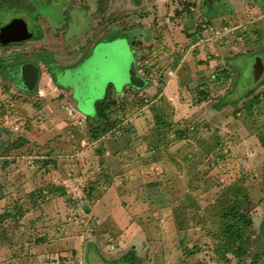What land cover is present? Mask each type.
<instances>
[{
	"label": "rangeland",
	"instance_id": "1",
	"mask_svg": "<svg viewBox=\"0 0 264 264\" xmlns=\"http://www.w3.org/2000/svg\"><path fill=\"white\" fill-rule=\"evenodd\" d=\"M210 1L0 0V24L38 38L0 49V264H264V29L261 41L251 27L199 31L210 6L246 26L227 13L236 0ZM137 26L161 38L137 47L139 61ZM235 32L244 39L216 41ZM26 62L37 67L4 76ZM109 90L122 124L91 143L87 117ZM235 199L253 220L240 262L216 252L218 213Z\"/></svg>",
	"mask_w": 264,
	"mask_h": 264
},
{
	"label": "trees",
	"instance_id": "2",
	"mask_svg": "<svg viewBox=\"0 0 264 264\" xmlns=\"http://www.w3.org/2000/svg\"><path fill=\"white\" fill-rule=\"evenodd\" d=\"M7 1H15L19 2V0H7ZM105 1V0H104ZM190 4L194 5V2H190ZM189 6V5H187ZM104 11V7L102 8ZM196 35V34H195ZM260 37L256 38V41L259 40ZM224 41H230V38H226ZM225 43H222L224 45ZM133 46H136V48L139 46L141 47L140 41L133 40L132 42ZM138 49V48H137ZM141 65H138L139 70L141 71ZM223 74H226V70H222ZM147 81V80H146ZM199 95H204V98L209 95V87L207 86L205 89H200ZM115 92L113 91H107L105 97L98 100L96 102V113L93 116L87 117V123L89 125V140L91 143L99 142L101 139H103L106 135L112 136L116 135V133L119 131V127L122 124V121H120L118 118H114L113 115L115 114V111L112 110V107L117 105V101L114 98ZM260 97L257 96L255 100H259ZM203 100V99H200ZM248 110H251V105L247 107ZM252 111H250L251 113ZM89 118V119H88ZM91 118H94L95 122H101L104 121V123H97V125L92 124ZM86 122V121H85ZM96 126V127H95ZM97 126H102L97 127ZM98 129H100L98 131ZM183 133V132H182ZM181 133V134H182ZM20 145L17 143L14 144L13 149L19 148ZM51 162L50 160L47 162V164ZM47 188L49 190V193L53 194V192L59 193L61 196L67 195L65 187H55L52 183H49L47 185ZM184 197L181 198L180 202L183 200ZM16 208H14L13 214H7L8 217L14 220H19L22 216H24V213L22 211L15 212ZM11 213V211H8ZM218 216L221 221V235H220V242L217 245L216 252L217 254L225 260H228V255H232L236 259L243 260L244 256L247 255L249 246L251 244V237L248 234V231L253 226V220L250 219L248 216L247 211L243 208L242 202L238 201V199H235L232 205L226 206L220 213H218ZM43 240V239H42ZM125 261H130L131 258L128 256ZM256 262V261H255ZM255 264V263H253Z\"/></svg>",
	"mask_w": 264,
	"mask_h": 264
},
{
	"label": "crops",
	"instance_id": "3",
	"mask_svg": "<svg viewBox=\"0 0 264 264\" xmlns=\"http://www.w3.org/2000/svg\"><path fill=\"white\" fill-rule=\"evenodd\" d=\"M112 1V0H111ZM237 1V0H236ZM234 1L235 2V5H234V7H232V6H229V7H231L232 9H228L227 10V13H231V12H235V11H238V14H239V11H240V14H243V16H244V14L246 15L244 18L245 19H247L246 21H247V23H246V26L244 27V26H238L237 24L236 25H230V24H228V23H223L224 22V20H223V15L222 16H220L221 15V13L220 12H218L217 11V9L218 8H215V7H212V6H210V10H209V12H208V14L211 16V19L213 20V23L212 22H210V21H208L207 19H206V21H203L202 22V24H201V27L198 29L199 31H203V32H214V31H223V30H235V31H246V30H248V29H250V27H251V41H256V37L258 38V37H260L259 38V40L258 41H261V37H262V34L260 33V31H258L256 28H258V27H262L263 29H264V0H251V5H249V12H248V9H246L245 7V9L247 10V12L245 11V9L244 8H242V9H239L238 10V3L240 2V1ZM209 3L212 5V1H210L209 0ZM215 6L217 5V0H214V3H213ZM248 6V5H247ZM112 8L110 7V8H108V9H105V13H106V15H108V16H110L111 14H112V10H111ZM237 9V10H236ZM215 10V11H214ZM234 10V11H233ZM251 12V18H249V17H247L248 15H247V13H250ZM262 18V19H261ZM223 20V21H222ZM263 21V23H259V21ZM110 24H111V21H110ZM251 24V25H250ZM261 24H263L262 26H261ZM95 23H94V27H95ZM142 26V25H141ZM204 26V27H203ZM93 27V28H94ZM138 28V29H137ZM141 27H139V26H137V27H134L132 30H134V31H137V36H134L133 37V40H135V41H140L141 43L142 42H144V44L145 45H147V44H149L148 43V41H160L161 40V38H159V36H157L156 37V34H155V36H153V35H151V34H145V32H143V31H139V30H141L140 29ZM114 32H115V34H114ZM125 31H113V29H110L109 31H107L106 33H110L106 38H115V37H119V36H121V35H124L125 33H124ZM30 33V32H29ZM64 33H65V35H66V30H64ZM263 36H264V33H263ZM86 38L88 39L89 38V34H86ZM158 38V39H157ZM227 37H222V39L221 38H217L216 39V41H219L220 39H221V41H224L225 39H226ZM228 38H230V41H241V40H243L244 38L240 35V34H237L236 32H235V34H234V36L233 35H229V37ZM243 38V39H242ZM32 39H38L36 36H31L30 37V40L29 41H31ZM93 39H94V41H100V40H102V39H104V38H101V39H98V37H97V32L95 31V29H94V31L92 32V41H93ZM241 39V40H240ZM167 41H169L170 39H166ZM263 40H264V37H263ZM39 41H49V39L47 38V36H45V37H41V38H39ZM175 41H189V38H187L186 36H184V38H181V40H175ZM138 50V61H139V57H140V52L141 51H139V49H137ZM179 57H181V56H179ZM178 57V58H179ZM187 57H186V53H183V57H182V59L181 60H179L180 61V63H178V65L177 66H179L183 61H184V59H186ZM176 60H178V59H176ZM138 65H139V63H138ZM177 66H176V68H177ZM140 71V70H139ZM141 72V71H140ZM174 75V74H173ZM172 75V76H173ZM52 80H55L54 78H51V81ZM55 84V83H54ZM180 88V87H179ZM178 88V89H179ZM169 89V88H168ZM167 89V90H168ZM61 92V91H60ZM67 93H66V95H67V97L69 98V96H70V94H72L73 95V92L71 91V93L69 92V91H66ZM179 92V91H178ZM60 94V93H59ZM115 95H116V93H115ZM175 95V93L173 94V97H175L174 96ZM61 98H62V102L63 101H69V103L72 105V107L74 106V109L75 110H77V113L79 112V110H78V103H77V101H75L73 98L72 99H68L67 100V98H63V93H61V95H59ZM66 99V100H65ZM79 102V101H78ZM176 110H178V109H176ZM176 114H177V112H176ZM86 120V119H85ZM177 120V119H176ZM82 122H83V120H82ZM82 124V123H81ZM119 152L120 151H115L114 152V155H111V156H114V157H116L117 155H119ZM108 154V153H107ZM11 164V163H10ZM14 164V163H13ZM123 182H124V180H122ZM122 181H121V183H122ZM126 182V181H125ZM113 184V183H112ZM123 184H125V183H123ZM127 184V183H126ZM66 186H68V185H66ZM110 186H111V184H110ZM110 186H107L106 185V187L105 188H109ZM130 196H132V195H130ZM129 196V197H130ZM96 200V199H95ZM94 200V201H95ZM99 200V199H98ZM100 200H99V202L96 204V206H100ZM123 204H125V203H123ZM110 210V209H109ZM26 214V213H25ZM24 214V215H25ZM4 217V216H3ZM2 217V220H4V218ZM26 217V216H25ZM22 219L24 218L23 216L21 217ZM116 220V219H115ZM58 230H61L62 228L61 227H58L57 228ZM43 242H44V238H43V240H42Z\"/></svg>",
	"mask_w": 264,
	"mask_h": 264
},
{
	"label": "flooded vegetation",
	"instance_id": "4",
	"mask_svg": "<svg viewBox=\"0 0 264 264\" xmlns=\"http://www.w3.org/2000/svg\"><path fill=\"white\" fill-rule=\"evenodd\" d=\"M10 21L8 20V22H7V20H5L3 23H1L0 24V29L1 28H6L5 30H7V27H11L12 28V30H13V32H14V36L16 37V39L14 40V41H12V42H6V43H4V42H1L0 41V49H4V48H6V47H9V46H11V45H19V44H23V43H25L26 41H29L30 40V38H26L25 36H26V34L27 33H29V32H27V30L25 29V31H26V33H23V34H18L16 31H17V28H19V26H17V25H13V24H10L9 23ZM6 23H9V24H6ZM6 24V25H5ZM8 25V26H7ZM2 67H4V65H1ZM26 66H28V67H32L33 69L34 68H36L37 66L36 65H34V63H32V62H26V63H18V64H15V65H8L7 66V72L5 73V75L4 76H6V77H8L9 79H11V74L12 73H19L20 72V69L21 68H24V67H26ZM3 73V72H2ZM15 85H16V87L17 88H20L22 91H25V90H23L21 87H19L16 83H15ZM26 92V91H25Z\"/></svg>",
	"mask_w": 264,
	"mask_h": 264
},
{
	"label": "water",
	"instance_id": "5",
	"mask_svg": "<svg viewBox=\"0 0 264 264\" xmlns=\"http://www.w3.org/2000/svg\"><path fill=\"white\" fill-rule=\"evenodd\" d=\"M6 28H1L0 29V41L1 42H4V43H6V42H12V41H14L15 39H16V37L14 36L15 34H14V32H13V30H12V28L11 27H7V30H5ZM17 29H19L20 30V32H22V29H25L24 27H22V28H17ZM33 34L30 32V33H27L26 34V38H30L31 36H32ZM12 79V78H11ZM14 81V80H13ZM19 87H23L22 86V84L20 85L19 83H17L16 81H14Z\"/></svg>",
	"mask_w": 264,
	"mask_h": 264
},
{
	"label": "built area",
	"instance_id": "6",
	"mask_svg": "<svg viewBox=\"0 0 264 264\" xmlns=\"http://www.w3.org/2000/svg\"><path fill=\"white\" fill-rule=\"evenodd\" d=\"M204 27V26H203ZM217 35H216V37H219V38H221L222 39V37H221V35H220V33H216Z\"/></svg>",
	"mask_w": 264,
	"mask_h": 264
}]
</instances>
